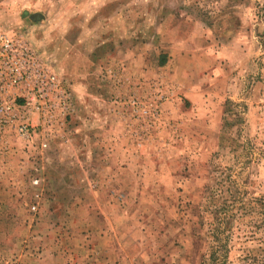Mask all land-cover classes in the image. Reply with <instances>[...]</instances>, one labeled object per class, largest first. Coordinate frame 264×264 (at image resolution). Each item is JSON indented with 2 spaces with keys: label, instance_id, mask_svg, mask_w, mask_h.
I'll return each instance as SVG.
<instances>
[{
  "label": "rangeland",
  "instance_id": "obj_1",
  "mask_svg": "<svg viewBox=\"0 0 264 264\" xmlns=\"http://www.w3.org/2000/svg\"><path fill=\"white\" fill-rule=\"evenodd\" d=\"M0 32L73 102L8 136L0 264H264V0H0Z\"/></svg>",
  "mask_w": 264,
  "mask_h": 264
},
{
  "label": "built area",
  "instance_id": "obj_2",
  "mask_svg": "<svg viewBox=\"0 0 264 264\" xmlns=\"http://www.w3.org/2000/svg\"><path fill=\"white\" fill-rule=\"evenodd\" d=\"M72 112L71 93L51 65L23 34L0 32V156L9 153L10 134L23 144L37 139L45 151Z\"/></svg>",
  "mask_w": 264,
  "mask_h": 264
}]
</instances>
